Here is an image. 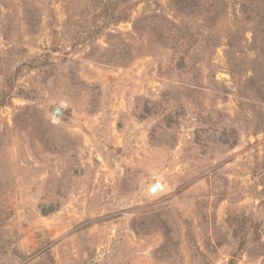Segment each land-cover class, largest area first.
Returning <instances> with one entry per match:
<instances>
[{
  "label": "rangeland",
  "instance_id": "1",
  "mask_svg": "<svg viewBox=\"0 0 264 264\" xmlns=\"http://www.w3.org/2000/svg\"><path fill=\"white\" fill-rule=\"evenodd\" d=\"M0 264H264V0H0Z\"/></svg>",
  "mask_w": 264,
  "mask_h": 264
},
{
  "label": "bare ground",
  "instance_id": "2",
  "mask_svg": "<svg viewBox=\"0 0 264 264\" xmlns=\"http://www.w3.org/2000/svg\"><path fill=\"white\" fill-rule=\"evenodd\" d=\"M158 182H160V184H161V186H157V189H156V191H155V193H157V192H159V191H163L164 189H165V186H164V184L161 182V181H158ZM155 185V184H154ZM152 187V186H151ZM151 189V188H150ZM154 193V194H155Z\"/></svg>",
  "mask_w": 264,
  "mask_h": 264
},
{
  "label": "water",
  "instance_id": "3",
  "mask_svg": "<svg viewBox=\"0 0 264 264\" xmlns=\"http://www.w3.org/2000/svg\"><path fill=\"white\" fill-rule=\"evenodd\" d=\"M59 113V112H57ZM61 113V112H60ZM157 186H161L160 182H157L155 185H153L150 189L151 193H155Z\"/></svg>",
  "mask_w": 264,
  "mask_h": 264
}]
</instances>
